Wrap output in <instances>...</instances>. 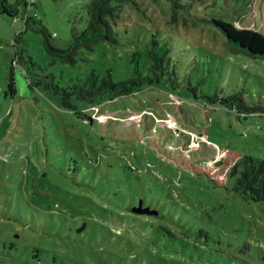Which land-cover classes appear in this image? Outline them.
I'll use <instances>...</instances> for the list:
<instances>
[{
  "label": "rangeland",
  "instance_id": "rangeland-1",
  "mask_svg": "<svg viewBox=\"0 0 264 264\" xmlns=\"http://www.w3.org/2000/svg\"><path fill=\"white\" fill-rule=\"evenodd\" d=\"M92 1L33 0L26 31L22 4L15 19L0 14V264H264V204L233 192L234 178L217 188L140 145L102 139L44 89L138 68L182 98L243 91L264 110V56L238 51L212 22L264 33V0H129L110 19L113 41L52 64L40 30L69 47ZM156 54L162 70L151 68ZM214 107L210 140L264 160V113Z\"/></svg>",
  "mask_w": 264,
  "mask_h": 264
},
{
  "label": "trees",
  "instance_id": "trees-1",
  "mask_svg": "<svg viewBox=\"0 0 264 264\" xmlns=\"http://www.w3.org/2000/svg\"><path fill=\"white\" fill-rule=\"evenodd\" d=\"M126 1L129 0H93L88 6V27L82 33L74 34L73 43L64 49L52 46L50 34L41 29L51 63L75 65L81 48L91 51L95 43L113 41L110 19L118 16ZM171 1L175 9L180 7L178 0ZM20 4L25 8L26 31L33 21L27 16L29 5L26 0L14 4L0 0V14L15 19ZM212 22L238 51L253 57L264 56V33L237 27L220 18ZM153 61L152 69H163L159 54L153 56ZM153 82L149 76L140 75L138 68L134 75L118 81L113 80L110 71L100 76L93 70L81 83L61 87L51 80L45 83L44 89L60 95L63 106L85 120L102 139L140 145L174 169L204 176L217 188H225L234 178L233 192L254 203L264 204V160L245 156L210 140L216 104L237 114L264 113V110L246 103L243 91L206 96V101L201 102L196 95L192 99L182 98L155 87ZM8 86L15 92L13 82ZM73 98L86 102L89 108L78 110L72 103ZM145 118L150 122L143 123Z\"/></svg>",
  "mask_w": 264,
  "mask_h": 264
},
{
  "label": "water",
  "instance_id": "water-1",
  "mask_svg": "<svg viewBox=\"0 0 264 264\" xmlns=\"http://www.w3.org/2000/svg\"><path fill=\"white\" fill-rule=\"evenodd\" d=\"M135 212H138V213H151L147 208H143L142 205H140L138 208H136Z\"/></svg>",
  "mask_w": 264,
  "mask_h": 264
},
{
  "label": "built area",
  "instance_id": "built-area-1",
  "mask_svg": "<svg viewBox=\"0 0 264 264\" xmlns=\"http://www.w3.org/2000/svg\"><path fill=\"white\" fill-rule=\"evenodd\" d=\"M32 1H33V0H26V2L28 3V5H29V4H32Z\"/></svg>",
  "mask_w": 264,
  "mask_h": 264
}]
</instances>
